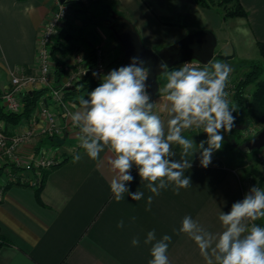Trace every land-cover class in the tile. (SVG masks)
Instances as JSON below:
<instances>
[{"label": "crops", "instance_id": "crops-1", "mask_svg": "<svg viewBox=\"0 0 264 264\" xmlns=\"http://www.w3.org/2000/svg\"><path fill=\"white\" fill-rule=\"evenodd\" d=\"M71 2L67 4L72 14L63 22L58 38L63 41L62 31H68L88 52L91 45L101 47L108 73L121 67L125 56L118 39L110 33L118 17L128 21L143 45L156 52L205 33L213 35L215 53L221 55L231 53L229 43L235 32L246 37L251 48L259 49L258 43L264 42V0H241L248 17L227 19L219 9L202 7L194 0H89L81 5L82 11ZM58 7V0H0V92L10 86L12 73L39 69L37 39ZM101 17L105 23L99 21ZM220 34L227 38L222 40ZM66 52L60 51L59 55L66 61L68 73L72 67L69 58L73 57ZM183 61L176 59L157 77L154 111L165 127L170 118V105L163 92L167 72L179 69ZM71 104L73 111L79 110V104ZM201 131L193 128L182 134L198 145L206 141ZM36 144H47L67 160L49 170L41 201L33 186L8 184L5 169L0 171V235L8 241L0 247V264H149L152 245L144 244V240L153 230L157 240L165 234L172 237L167 251L169 264H206L195 242L179 233L182 219L191 216L205 231L218 234L223 230L221 212L230 211L231 205L247 193L246 175L234 163L215 151L204 168L197 151L184 157L192 160V168L185 172L192 185L180 189L179 195L171 186L153 195L133 166L134 179L126 186L132 193L142 191L144 198L134 201L125 193V198L117 202L110 191L113 173L107 163L111 155L107 148L97 161L89 159L80 148L76 154L82 158L73 163L74 134L54 141L38 135L33 140ZM22 149L30 151L32 147L27 144ZM172 150L176 153L173 159L182 158L181 147L173 144ZM149 195H153L150 211L146 210ZM121 220L122 228L117 226ZM133 238L139 239L138 246L132 245Z\"/></svg>", "mask_w": 264, "mask_h": 264}, {"label": "clouds", "instance_id": "clouds-1", "mask_svg": "<svg viewBox=\"0 0 264 264\" xmlns=\"http://www.w3.org/2000/svg\"><path fill=\"white\" fill-rule=\"evenodd\" d=\"M139 56L131 63L101 75V83L88 92L87 98H79V110L67 113L72 125L79 128L77 139L84 154L93 161L107 148L111 153L107 163L113 175L110 191L114 199L123 200L124 194L134 201L144 198L142 191L134 193L126 186L134 177L133 166L141 181L155 196L170 186L176 195L191 184L186 170L192 168L190 152H200L201 166L207 168L212 155L223 145V132L234 126V108L230 107L226 91L232 68L216 61L203 69L187 63L167 72L163 88L169 103L170 118L167 126L155 113L156 102L148 92L149 67ZM164 67L163 63L160 65ZM94 76L97 73H93ZM202 129L207 140L198 145L183 132ZM182 149V158L173 159L176 153L172 145ZM207 144V147H205ZM81 154L73 156V163L81 160ZM153 195L147 197V209L151 210ZM264 218V188L252 186L242 200L231 205L230 211L221 212L222 231L213 234L205 231L191 216L182 219L179 233L187 234L198 246L206 264H264V227L254 221ZM133 219H135L133 217ZM118 227H123L121 220ZM172 237L165 234L159 240L155 230L149 231L144 244H151L149 264H169L167 251ZM133 246L140 241L133 238Z\"/></svg>", "mask_w": 264, "mask_h": 264}, {"label": "built area", "instance_id": "built-area-1", "mask_svg": "<svg viewBox=\"0 0 264 264\" xmlns=\"http://www.w3.org/2000/svg\"><path fill=\"white\" fill-rule=\"evenodd\" d=\"M58 3V9L47 19L37 39L39 69L36 72L12 73L10 86L0 92V108L13 113L20 111L24 92L41 88L50 90L49 100L47 102L41 100L33 115L21 121L11 133L5 132V122L0 120V167L5 166L7 182L20 180L30 183L32 186H38L43 169H50L67 159L64 154L47 144L33 145V140L38 135L54 141L57 139L64 140L72 133L76 139L73 154L77 153L80 149L77 139L79 128L74 127L70 117L66 115L74 112L72 101L66 95L67 88L74 86L86 73L92 75L97 73L93 77L100 81L101 75L108 73V65L101 47L95 46L96 61L94 66L90 67L88 51L78 46L72 60V67L69 68L61 82L56 83V62L52 55V47L58 40L63 22L72 14L67 2L61 3L58 0ZM185 63L190 67L201 65L199 60H187ZM74 64L77 65L75 70H73ZM226 91L229 96L234 93L235 83H228ZM27 144H30L32 149L23 151L22 148ZM262 159L264 160V155ZM14 168L17 169L18 173L14 172ZM257 186L264 188V183L257 184ZM253 223L261 226L257 221Z\"/></svg>", "mask_w": 264, "mask_h": 264}, {"label": "trees", "instance_id": "trees-1", "mask_svg": "<svg viewBox=\"0 0 264 264\" xmlns=\"http://www.w3.org/2000/svg\"><path fill=\"white\" fill-rule=\"evenodd\" d=\"M71 1H77L81 5L83 4V0H68L67 2H71ZM194 1L200 6L205 8L213 7L219 9L220 7H223L224 9L220 8L219 10L222 12L223 17L225 19H227L228 17H245V18L248 17V11L243 6L241 0H194ZM77 10L82 11L83 9L77 8ZM127 27H131V24L128 21L126 22L122 20L121 17H118L112 22L111 31H110L111 36L117 39L115 32L117 31L119 33H122L124 29ZM62 32H64V35L62 36L63 41H61V38H58L57 42L52 47V55L56 62L55 80L56 83L58 84L65 76L66 66H67L66 61L59 55V52L61 51L64 53L66 51L68 52L74 51L78 47L76 44L78 43V39H79L77 36H75L74 34L68 31H62ZM62 46L65 47L62 48ZM258 46L260 53L264 58V42L260 41L258 43ZM88 54L90 60L89 62L90 67H93L96 61L95 46L92 45L90 46V50ZM123 62H125V56L123 57ZM249 62H250L249 71L246 72L245 75H243L242 78L235 83L233 102L230 103V107L235 109V111L233 112L235 121L232 130L229 133L226 132L230 135V141L233 140L238 147L240 145H243L252 138L251 137L249 139H245L242 141L237 140V137L239 135L238 125L241 123L239 122V120H241V117L245 118L244 125L246 124L249 125L253 121L255 122L258 121L262 123L264 128V81L258 82V79L260 78V75L263 72V68L257 62L254 61H249ZM255 82H258L257 88L252 94L251 107L248 109L247 108L248 99L246 96L247 95L246 90L252 83ZM100 83L101 81L95 79L91 73H86L79 81H77L74 84V88L70 87L69 89H67L66 91L67 98L72 102L79 104V98L82 96L87 98L88 92L92 91L95 87L99 86ZM49 96H50V90L48 88L34 89L31 91H26L22 94V107L20 111L10 113L5 111L1 107L0 120H3L5 122V132L11 133L20 124L21 121L30 118L33 115V112L36 109L38 103L41 100L47 102L49 100ZM241 125L243 124L241 123ZM244 127L245 126H242V128ZM235 134H238L237 137ZM183 136L185 137V135ZM179 147L180 146L178 145V148ZM58 165H54L50 169ZM4 169L5 166L0 167V171H3ZM50 169H43L41 181L39 185L33 186L35 189L36 197L40 201H41V192ZM13 170L15 173H18L16 168H14ZM8 184L32 186L30 183L22 182L20 180L17 182H8ZM256 221L260 223V219ZM6 243H8V241L6 239H3L0 235V247Z\"/></svg>", "mask_w": 264, "mask_h": 264}, {"label": "rangeland", "instance_id": "rangeland-1", "mask_svg": "<svg viewBox=\"0 0 264 264\" xmlns=\"http://www.w3.org/2000/svg\"><path fill=\"white\" fill-rule=\"evenodd\" d=\"M88 2H89V0H86V1L83 0V4H85V3L87 4ZM71 3L75 7L81 8V4L79 2L72 1ZM220 8L224 9L223 7H220ZM81 14L82 13H80V16H81ZM228 18H231V17H228ZM99 21H101L102 23H105V19H103V17L99 18ZM87 27L89 28L90 24H87ZM226 36H227L226 34L225 35L220 34V38L222 40H225V38H227ZM232 39L233 40H231L229 43L230 47L232 48V51L229 55H233V56L231 58H228V59H222V58H218L217 56H215L214 60L211 61L210 65L216 61H220L222 63H227L228 65H230V67L232 68V72L229 76L228 83H230V82L236 83L239 79L242 78L243 75H245L246 72L249 71V69H250V64H249L250 62L249 61H254V62L259 63L263 68V72L260 75L258 82L264 81V58L261 55L258 47L251 48L249 46V43H247L246 37H240L237 34V32H235V35L233 36ZM78 43H79V39H78ZM78 43L76 44L77 46L79 45ZM219 48H220V46H218L217 50H219ZM76 50L77 49H75L74 51L71 52L72 53L71 56L73 58H74V54H75ZM66 56H68V54ZM71 56H69V57H71ZM69 60H73V59L69 58ZM190 60L192 61V60H196V59H190ZM185 61H187V60H184L183 62L185 63ZM210 65H209V67H210ZM75 66H77V65L76 64L73 65V68H74L73 70H75L77 68ZM200 66H206V65H203L201 63V65L196 66V67H200ZM66 74H67V72H66ZM258 82L252 83L246 90V94H247L246 96L248 99L247 100V108L248 109L251 107L252 94L255 91V89L257 88ZM233 98H234V93H232L228 97V99L230 100V103L233 102ZM239 122H241L243 125H241V123L238 125L239 135L235 134L236 137L238 135V137H237L238 141H242V140L249 139L251 137L256 136L258 134V132L263 128L262 123H260L258 121L257 122L253 121L249 125H247V124L244 125L245 118L241 117V120H239ZM242 126H245V127L242 128ZM228 133L222 131V135L224 137L223 145H222V148L220 150H217V151L220 154H222V156L228 162L234 163L236 165V167H238L239 170L242 171L246 175L247 192H248V190L252 186L264 183L263 182L264 181V160L262 159V157L264 155V148L252 150L250 152H246L243 149H241V145L238 147L233 140L230 141V135ZM202 137L204 140H207V136L203 132H202ZM259 224H261V226L264 227V218L260 219Z\"/></svg>", "mask_w": 264, "mask_h": 264}, {"label": "water", "instance_id": "water-1", "mask_svg": "<svg viewBox=\"0 0 264 264\" xmlns=\"http://www.w3.org/2000/svg\"><path fill=\"white\" fill-rule=\"evenodd\" d=\"M61 3H66L68 0H59ZM115 35L124 51L125 62L121 66H127L131 63V58L139 56L146 63L145 66L149 67L150 74L148 79L149 93L151 101L155 102V95L158 92L159 84L157 77L160 73L166 71L169 66H172L176 59H173L175 52L173 51L179 46V43L156 52L154 49L148 48L143 45L140 36L136 30L131 27L124 29L122 33L115 32ZM189 43L195 45L189 49L190 55L183 57L179 60H199L203 65L209 64L215 56L222 59L231 58L233 55H221L215 53L216 40L211 33H205L196 37H193ZM163 63L164 67L160 65ZM68 87L67 89H69ZM74 88V86H71ZM264 147V128H262L258 134L241 145V149L246 152H250L256 149H262Z\"/></svg>", "mask_w": 264, "mask_h": 264}, {"label": "flooded vegetation", "instance_id": "flooded-vegetation-1", "mask_svg": "<svg viewBox=\"0 0 264 264\" xmlns=\"http://www.w3.org/2000/svg\"><path fill=\"white\" fill-rule=\"evenodd\" d=\"M195 44L194 43H184V44H179V46L174 49L173 51L175 52V56L173 59H181L183 57H186L190 55L191 53L189 52V49L192 48Z\"/></svg>", "mask_w": 264, "mask_h": 264}]
</instances>
